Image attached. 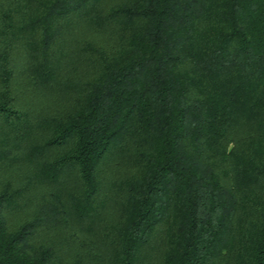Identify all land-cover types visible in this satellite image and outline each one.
I'll return each mask as SVG.
<instances>
[{
	"label": "trees",
	"instance_id": "1",
	"mask_svg": "<svg viewBox=\"0 0 264 264\" xmlns=\"http://www.w3.org/2000/svg\"><path fill=\"white\" fill-rule=\"evenodd\" d=\"M0 264H264V0H0Z\"/></svg>",
	"mask_w": 264,
	"mask_h": 264
}]
</instances>
